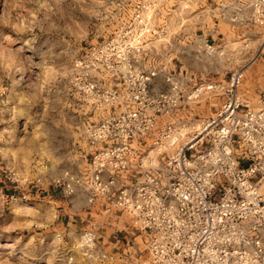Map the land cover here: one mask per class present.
<instances>
[{
  "label": "built area",
  "instance_id": "built-area-1",
  "mask_svg": "<svg viewBox=\"0 0 264 264\" xmlns=\"http://www.w3.org/2000/svg\"><path fill=\"white\" fill-rule=\"evenodd\" d=\"M251 6L264 31V0ZM149 17L139 7L75 62L76 91L104 115L86 125L88 172L55 182L68 195L85 186L88 202L103 198L128 217L122 255L121 237L111 250L100 241L98 221L80 233V254L93 264H264V99L241 100L242 69L226 80L172 70L169 47L152 46L164 28ZM198 49L218 52L209 40ZM164 72L166 87L153 92ZM212 97L221 99L212 114L185 116Z\"/></svg>",
  "mask_w": 264,
  "mask_h": 264
},
{
  "label": "rangeland",
  "instance_id": "rangeland-1",
  "mask_svg": "<svg viewBox=\"0 0 264 264\" xmlns=\"http://www.w3.org/2000/svg\"><path fill=\"white\" fill-rule=\"evenodd\" d=\"M251 5L252 0H0V186L6 191L0 196V264H93L80 256L82 231L71 244L58 235L46 236L43 228L33 233L28 221L33 211L14 191L18 185L26 193L33 178L56 184L65 171L72 176L88 172L92 147L86 125L104 114L94 112L76 91V60L144 7L150 21L164 28L154 48H170L174 34L208 30L218 52L198 49L210 72L193 75L226 80L242 69L240 98L260 106L264 31ZM164 74L154 80L153 92L166 87ZM220 104L212 97L191 106L185 116H209Z\"/></svg>",
  "mask_w": 264,
  "mask_h": 264
},
{
  "label": "crops",
  "instance_id": "crops-1",
  "mask_svg": "<svg viewBox=\"0 0 264 264\" xmlns=\"http://www.w3.org/2000/svg\"><path fill=\"white\" fill-rule=\"evenodd\" d=\"M201 39L216 43L214 38H210L208 30L202 33H178L172 36L169 50L175 57V64L173 65L175 69L176 66L178 69L179 64H182L183 69H180V71H184L185 67L189 68L190 66L193 67L191 72L186 69L189 74H196L194 73L196 71L202 76H209L208 66H210V63L201 62L204 60H201L200 57L205 54L196 53L198 52L196 43ZM67 173L71 175L70 172L65 171L62 176ZM47 174L48 172L44 176L53 177ZM46 178L44 179L47 180ZM27 187L26 193L21 192V187L18 185L14 187V191L18 192L19 195H23L22 199L28 201L29 210L33 211V215L28 218L33 233L36 234L39 229L43 228V233H47L46 236L58 235V237L71 244L78 239L79 233L84 228L90 226L94 221H98L100 241L111 250L114 237H121L123 246L117 250V254L122 255L126 251L128 245L125 244V235L118 230L126 227L127 215L124 213L122 215L111 213L106 208L107 202L103 198H99L94 203L88 202V191L85 186L84 188L75 189L76 191L73 194L68 195L64 186L60 184H53L49 181L42 184L33 178L29 180ZM4 195H6L5 187L0 186V196L3 198ZM80 256L84 259L82 255ZM78 261L79 258L76 262Z\"/></svg>",
  "mask_w": 264,
  "mask_h": 264
}]
</instances>
